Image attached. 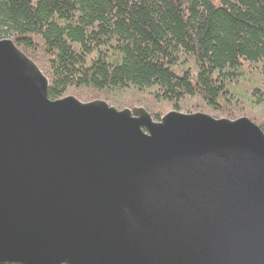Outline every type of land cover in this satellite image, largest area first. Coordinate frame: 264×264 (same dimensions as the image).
<instances>
[{
	"label": "water",
	"instance_id": "obj_1",
	"mask_svg": "<svg viewBox=\"0 0 264 264\" xmlns=\"http://www.w3.org/2000/svg\"><path fill=\"white\" fill-rule=\"evenodd\" d=\"M48 88L0 41V264H264L259 126Z\"/></svg>",
	"mask_w": 264,
	"mask_h": 264
},
{
	"label": "trees",
	"instance_id": "obj_2",
	"mask_svg": "<svg viewBox=\"0 0 264 264\" xmlns=\"http://www.w3.org/2000/svg\"><path fill=\"white\" fill-rule=\"evenodd\" d=\"M10 39L51 101L248 118L264 133V0H0ZM247 87V88H246ZM243 97V99H242Z\"/></svg>",
	"mask_w": 264,
	"mask_h": 264
},
{
	"label": "rangeland",
	"instance_id": "obj_3",
	"mask_svg": "<svg viewBox=\"0 0 264 264\" xmlns=\"http://www.w3.org/2000/svg\"><path fill=\"white\" fill-rule=\"evenodd\" d=\"M247 88V87H246ZM249 91H250V89H246V90H244V89H239L238 90V92L240 93V94H243L242 96H245V99H243V97H242V99H243V104H245L244 105V108H245V110L247 111V112H256V113H263L264 112V103H263V106L260 108V106L259 107H256L255 105H254V101H258L256 98H253L252 96H251V94L249 93ZM69 97H73V96H69ZM75 98V97H74ZM132 108H134V107H132ZM174 111V110H173ZM169 112H172V110H168L165 114H164V116L167 114V113H169ZM176 112H178V111H176ZM181 113V112H180ZM183 114H186V113H183ZM192 114H196V113H192ZM202 114H206V115H209V114H207V113H202ZM209 116H211V115H209ZM211 117H213V116H211ZM213 118H215V117H213ZM242 118V117H241ZM215 119H224V118H215Z\"/></svg>",
	"mask_w": 264,
	"mask_h": 264
}]
</instances>
